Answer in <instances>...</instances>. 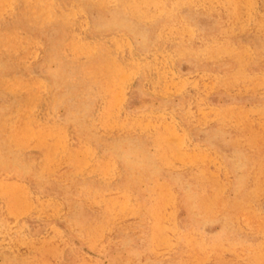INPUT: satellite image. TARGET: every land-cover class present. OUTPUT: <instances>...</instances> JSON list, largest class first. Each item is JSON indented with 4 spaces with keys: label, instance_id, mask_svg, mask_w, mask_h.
I'll return each instance as SVG.
<instances>
[{
    "label": "rangeland",
    "instance_id": "1",
    "mask_svg": "<svg viewBox=\"0 0 264 264\" xmlns=\"http://www.w3.org/2000/svg\"><path fill=\"white\" fill-rule=\"evenodd\" d=\"M0 264H264V0H0Z\"/></svg>",
    "mask_w": 264,
    "mask_h": 264
}]
</instances>
